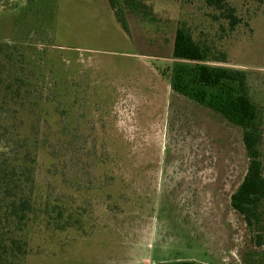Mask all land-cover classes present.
Masks as SVG:
<instances>
[{
    "label": "rangeland",
    "instance_id": "obj_1",
    "mask_svg": "<svg viewBox=\"0 0 264 264\" xmlns=\"http://www.w3.org/2000/svg\"><path fill=\"white\" fill-rule=\"evenodd\" d=\"M115 1L129 32L110 0H0V157H36L13 264H151L162 242L264 264V229L231 205L242 128L173 88L178 64L224 67L264 125V0H228L234 28L207 0ZM182 22L203 60L174 56Z\"/></svg>",
    "mask_w": 264,
    "mask_h": 264
},
{
    "label": "trees",
    "instance_id": "obj_2",
    "mask_svg": "<svg viewBox=\"0 0 264 264\" xmlns=\"http://www.w3.org/2000/svg\"><path fill=\"white\" fill-rule=\"evenodd\" d=\"M116 2L110 0L116 19L124 31L129 32L125 11ZM207 3L220 11V15L228 19L232 28L240 21L228 0H207ZM173 54L194 61L203 60L207 56V52L195 41L189 27L183 22L176 30ZM230 79L224 67L178 64L173 88L242 128L249 163L243 181L231 195V205L241 214L251 231H261L264 229L263 115L248 96L233 95ZM57 109L64 117L66 109H61V106H57ZM6 154L2 153L0 157V264H13L28 253L27 243L11 231L12 225L20 228L26 224L29 214L34 211L30 187L33 186L36 157L30 150L22 157L18 148L13 149V155ZM258 238H261V234H258ZM258 243H261V239Z\"/></svg>",
    "mask_w": 264,
    "mask_h": 264
},
{
    "label": "crops",
    "instance_id": "obj_3",
    "mask_svg": "<svg viewBox=\"0 0 264 264\" xmlns=\"http://www.w3.org/2000/svg\"><path fill=\"white\" fill-rule=\"evenodd\" d=\"M165 243L160 245H155L154 248L150 250L154 254L155 259L152 260L151 264H178V263H191V264H218L219 262L207 261L204 263L200 258L193 256L191 249L184 248L185 243H183L179 249H176L174 245L171 246V249L168 250V246H165ZM169 245V244H168ZM179 246V245H178ZM167 247V248H166ZM167 249V250H166ZM204 251V250H203ZM184 252V254H182ZM189 253V255H186ZM206 253V252H205ZM151 254V255H152Z\"/></svg>",
    "mask_w": 264,
    "mask_h": 264
}]
</instances>
